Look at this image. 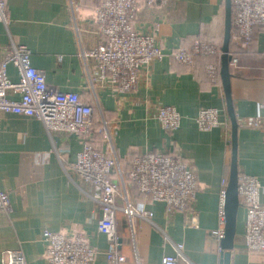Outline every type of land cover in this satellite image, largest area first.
<instances>
[{
    "label": "crops",
    "instance_id": "1",
    "mask_svg": "<svg viewBox=\"0 0 264 264\" xmlns=\"http://www.w3.org/2000/svg\"><path fill=\"white\" fill-rule=\"evenodd\" d=\"M75 2L74 20L69 0H5L0 59L12 45L27 47L32 66L45 73L49 85L79 93L89 105L99 102L116 126L115 145L127 171L134 157L147 152L170 153L194 171L198 191L185 211L169 212L164 203L137 196L131 189L134 203L153 213L151 220L134 219L140 264H161L164 256L175 255L176 245H182L187 259L181 264H219L220 233L225 224L222 205L231 166L232 127L225 93L222 81L213 83L208 78L206 61L200 59L192 69L174 61L170 54L201 38L218 48L223 46L226 0H167L152 8L141 2L131 26L137 32L152 33L168 56L145 69L137 89L126 93L102 79L95 62L89 60L86 66L80 42L86 50L98 43L93 3ZM232 43L236 44L235 37ZM230 72L239 123V172L259 181L264 207V137L262 129L251 125L255 118L264 117L260 108L264 104L263 29H256L251 49L238 56ZM8 73L12 81H18L14 67L10 66ZM161 106L178 110L182 121L177 130L161 127L157 121ZM205 108L217 109L220 114L221 125L210 132L201 131L197 124L199 112ZM102 135L95 137L92 146L107 155ZM84 144L83 135L49 132L36 118L0 117V191L8 193L12 205L10 213L0 211V264L7 251L16 250L23 252L27 264H47L42 239L45 230L83 233L98 251L95 264H108L109 243L98 231L103 211L94 199L97 190L72 173ZM116 219L121 250L127 258L123 264H135L128 222L122 212H117ZM193 221L196 226L191 225ZM245 223L246 210L240 206L231 264H264V252L247 248Z\"/></svg>",
    "mask_w": 264,
    "mask_h": 264
},
{
    "label": "built area",
    "instance_id": "2",
    "mask_svg": "<svg viewBox=\"0 0 264 264\" xmlns=\"http://www.w3.org/2000/svg\"><path fill=\"white\" fill-rule=\"evenodd\" d=\"M167 0H104L93 10L97 44L86 50L80 42L86 66L89 60L96 63L98 74L107 79L121 93L137 89L141 73L155 61L168 55L157 44L152 33L137 32L131 26L140 3L147 8L165 5ZM76 19V2L69 0ZM232 24L237 31L236 45L249 50L257 28L264 31V0H232ZM0 21H6L5 0H0ZM75 31L80 40L81 31L75 21ZM219 54L218 47L207 41H196L189 48H181L170 54L174 61L192 67L200 56ZM31 52L27 47L12 45L8 54L0 59V117L4 114L36 118L52 133L87 136L85 144L72 165L73 175L92 185L97 193L94 199L102 207L103 216L98 231L109 243L106 253L108 264H123L127 258L121 250L117 233V212H122L128 222L129 240L135 264H140L137 247V229L134 219L153 218L152 211L143 204H135L131 188L151 196L166 205L169 212L189 209L198 191V181L189 165L167 152H147L134 159L129 179L115 145L116 126L110 122L99 102L85 103L76 92H62L46 82L45 73L31 64ZM233 59L231 65H235ZM18 73V81L11 80L8 69ZM208 78L217 82L220 68L212 63L205 67ZM93 81V80H92ZM93 91L94 81L91 82ZM94 96L95 93H94ZM264 110V104L260 106ZM217 109L205 108L199 112L197 124L201 131L210 132L221 125ZM157 121L165 131L177 130L182 117L175 107L161 106ZM94 125L104 134L106 153L89 143ZM262 129L264 117L255 118L251 124ZM238 193L240 206L246 210L245 237L249 251L264 252V207L260 202L259 181L247 174H239ZM224 201L222 205L223 223ZM0 211L10 213L12 205L7 192L0 191ZM193 226L197 224L192 222ZM224 229L220 233L223 237ZM44 258L47 264H95L98 251L81 233L71 235L45 230ZM175 255H166L161 264H181L187 261L182 245L174 246ZM2 264H27L21 250L7 251ZM219 264H222L220 262Z\"/></svg>",
    "mask_w": 264,
    "mask_h": 264
},
{
    "label": "water",
    "instance_id": "3",
    "mask_svg": "<svg viewBox=\"0 0 264 264\" xmlns=\"http://www.w3.org/2000/svg\"><path fill=\"white\" fill-rule=\"evenodd\" d=\"M232 28V0H226V15H225V33L222 46V56L220 65V76L222 86L225 93L227 113L231 121V166L229 181L224 195V233L221 238V262L222 264H231V251L234 248V241L237 235L238 214L240 209V197L238 193V130L239 124L235 109L233 106L231 92V72L230 65L232 56L230 55ZM121 243V240H120Z\"/></svg>",
    "mask_w": 264,
    "mask_h": 264
},
{
    "label": "trees",
    "instance_id": "4",
    "mask_svg": "<svg viewBox=\"0 0 264 264\" xmlns=\"http://www.w3.org/2000/svg\"><path fill=\"white\" fill-rule=\"evenodd\" d=\"M104 0H90V2H92L93 4H92V6H91V8L94 10L95 8H97L98 6H100L101 4H102V2H103ZM92 10V11H93ZM233 12V11H232ZM260 29V28H259ZM255 33H256V31H255ZM255 33H254V36H253V40L251 41V44H250V48H249V50L251 49V46H252V44H253V42H254V38H255ZM236 35H237V31H236V29L234 28V26H233V24H232V28H231V42H230V55L232 56V60L233 59H237L238 58V56L239 55H241V54H243V53H245V52H247L246 50H242V49H240L236 44H233L232 43V38H236ZM224 40V39H223ZM196 41H209V40H204V39H198V40H196ZM209 42H211V41H209ZM221 46H222V44H221ZM219 47L218 49H219V54H217V55H212V56H200V57H198L197 59H196V62H195V65L194 66H192V67H189V68H195L196 67V64H197V62L201 59V60H203V61H206L205 62V64L207 65V64H209V63H212V64H215V65H217L219 68H220V65H221V56H222V47ZM237 57V58H236ZM204 64V65H205ZM206 65H205V67H206ZM205 72H206V70H205ZM207 74V73H206ZM221 81V76H220V71H219V77H218V80H217V82H220ZM79 94V93H78ZM80 95V94H79ZM81 97V96H80ZM82 99V98H81ZM239 124V123H238ZM98 129H99V126L98 125H94L93 126V128L91 129V134L93 133V135H89V143L91 144V145H94L95 146V144H96V139H95V137L97 138L98 136L97 135H102V134H100V132H98ZM95 135V136H94ZM104 135V134H103ZM103 135H102V137H103ZM86 137L87 136H84V139H86ZM102 141H103V139H102ZM104 141H105V138H104ZM96 149V148H95ZM98 149V148H97ZM98 151H99V149H98ZM100 152H102V151H100ZM169 155H171L170 153H168ZM135 158V157H134ZM134 158L132 159V161H131V163H130V168H129V170L127 171L126 170V168L124 167V165H123V163H122V165H123V168H124V170H125V175L127 176V178L129 179V174H130V172H131V170H132V166H133V162H134ZM122 161V160H121ZM132 189V192H134V194L135 195H137V196H143V197H148L149 199H152V197L151 196H148V195H145V194H143V193H140L139 192V190L137 189V188H135V187H132L131 188ZM133 200V199H132ZM153 200V199H152ZM133 202H134V200H133ZM120 225V224H119Z\"/></svg>",
    "mask_w": 264,
    "mask_h": 264
},
{
    "label": "clouds",
    "instance_id": "5",
    "mask_svg": "<svg viewBox=\"0 0 264 264\" xmlns=\"http://www.w3.org/2000/svg\"><path fill=\"white\" fill-rule=\"evenodd\" d=\"M85 15H87V13H85Z\"/></svg>",
    "mask_w": 264,
    "mask_h": 264
},
{
    "label": "rangeland",
    "instance_id": "6",
    "mask_svg": "<svg viewBox=\"0 0 264 264\" xmlns=\"http://www.w3.org/2000/svg\"><path fill=\"white\" fill-rule=\"evenodd\" d=\"M207 42H209V41H207Z\"/></svg>",
    "mask_w": 264,
    "mask_h": 264
}]
</instances>
